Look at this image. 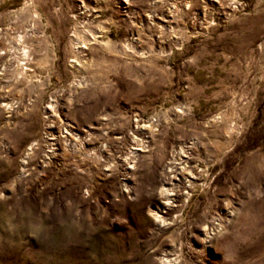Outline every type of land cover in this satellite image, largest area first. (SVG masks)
Instances as JSON below:
<instances>
[{"label":"rangeland","instance_id":"rangeland-1","mask_svg":"<svg viewBox=\"0 0 264 264\" xmlns=\"http://www.w3.org/2000/svg\"><path fill=\"white\" fill-rule=\"evenodd\" d=\"M0 264H264V0H0Z\"/></svg>","mask_w":264,"mask_h":264},{"label":"bare ground","instance_id":"bare-ground-1","mask_svg":"<svg viewBox=\"0 0 264 264\" xmlns=\"http://www.w3.org/2000/svg\"><path fill=\"white\" fill-rule=\"evenodd\" d=\"M181 152H182V149H181ZM170 192V191H169ZM168 193V192H167ZM174 195V194H173ZM186 195V194H185ZM171 195H166V198H165V203H163V209H166L168 206H170V201H171V198H170ZM175 197H176V201L177 202H182L180 200L181 196H180V193H176L175 194ZM175 201V202H176ZM174 207H178V206H174Z\"/></svg>","mask_w":264,"mask_h":264}]
</instances>
